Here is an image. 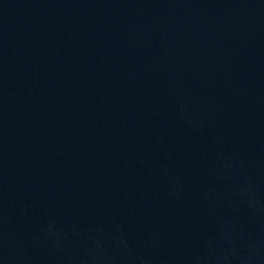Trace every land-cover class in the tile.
<instances>
[{"label": "water", "instance_id": "obj_1", "mask_svg": "<svg viewBox=\"0 0 264 264\" xmlns=\"http://www.w3.org/2000/svg\"><path fill=\"white\" fill-rule=\"evenodd\" d=\"M0 264H264V0H0Z\"/></svg>", "mask_w": 264, "mask_h": 264}]
</instances>
